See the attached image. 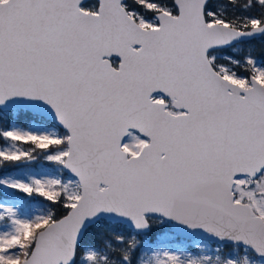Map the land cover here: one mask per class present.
I'll return each instance as SVG.
<instances>
[{
  "label": "snow or ice",
  "instance_id": "obj_1",
  "mask_svg": "<svg viewBox=\"0 0 264 264\" xmlns=\"http://www.w3.org/2000/svg\"><path fill=\"white\" fill-rule=\"evenodd\" d=\"M254 41L264 0H0V264H264Z\"/></svg>",
  "mask_w": 264,
  "mask_h": 264
},
{
  "label": "trees",
  "instance_id": "obj_2",
  "mask_svg": "<svg viewBox=\"0 0 264 264\" xmlns=\"http://www.w3.org/2000/svg\"><path fill=\"white\" fill-rule=\"evenodd\" d=\"M253 46L255 48V55L259 58V57H264V42H260V41H254L253 42ZM23 121V117L19 116L18 119L16 120V122H22ZM8 170L7 172H11V171H15V169H6ZM0 198H2V196L0 195ZM142 240H144V237L141 238ZM147 239L149 240V242H151L152 238L151 237H147Z\"/></svg>",
  "mask_w": 264,
  "mask_h": 264
},
{
  "label": "rangeland",
  "instance_id": "obj_3",
  "mask_svg": "<svg viewBox=\"0 0 264 264\" xmlns=\"http://www.w3.org/2000/svg\"><path fill=\"white\" fill-rule=\"evenodd\" d=\"M19 116H15V115H11L6 117L5 119L8 122H16V120L18 119ZM8 170L4 169V170H0V177H2L3 175L8 174L9 172H7ZM0 195L2 196V192H0ZM158 235V233H157ZM144 240H148L147 237H144ZM149 241V240H148ZM151 242H154L153 240H151Z\"/></svg>",
  "mask_w": 264,
  "mask_h": 264
}]
</instances>
